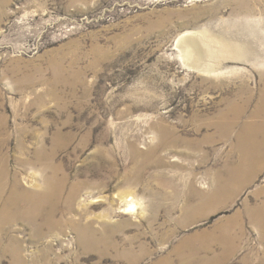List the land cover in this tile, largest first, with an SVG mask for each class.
I'll return each mask as SVG.
<instances>
[{
    "label": "rangeland",
    "instance_id": "obj_1",
    "mask_svg": "<svg viewBox=\"0 0 264 264\" xmlns=\"http://www.w3.org/2000/svg\"><path fill=\"white\" fill-rule=\"evenodd\" d=\"M259 112L264 0H0L3 201L65 180L38 237L0 203V264H264Z\"/></svg>",
    "mask_w": 264,
    "mask_h": 264
},
{
    "label": "bare ground",
    "instance_id": "obj_2",
    "mask_svg": "<svg viewBox=\"0 0 264 264\" xmlns=\"http://www.w3.org/2000/svg\"><path fill=\"white\" fill-rule=\"evenodd\" d=\"M263 114L264 112H259L257 113L255 118H260ZM240 117H241V114L238 113L233 118L232 121H230L228 124L225 125L224 129L226 130L227 133H230L232 128L238 124ZM255 131H256V134H255ZM242 134L243 135L241 137V141H242V146H241L242 147L241 148L242 149V158H241L242 163L241 165L243 168L245 167L246 172L240 176H239L240 173H237V172L234 173L232 175L233 180L244 179L246 175L252 176L257 171L259 166L262 164L263 157H264L263 155L261 156L257 154L258 153L257 150L259 149L258 148L259 143L255 137L256 135L263 134L261 129L259 127L257 128V127H253L252 125H248L245 127L244 132H242ZM254 155L257 157V159L253 158ZM37 157H38L37 160L39 161L41 159L40 155H37ZM2 182H0V203L4 202L3 199L5 198V195H7L6 192L9 190L8 185ZM18 185H19V182H17L16 180L15 184L11 188L9 198L3 203V208L1 211V222L16 223L21 220L26 221L27 223H29L31 226L34 227L35 229L34 237H38L40 233L42 232V228L40 224H37V220L41 216V213L43 212V210L46 209L48 206H50L53 203L54 199H57V197L62 195L63 188L65 186V180L59 179L56 171L53 170L51 175L46 177L44 181V187L41 191L37 189H32V190L20 189ZM37 185L38 184H35L34 187L36 188ZM229 191H230L229 189H225L223 193L228 194ZM76 193L78 194V191L76 190V188L75 187L72 188L71 193H70L71 200L74 199ZM22 203L25 204V209L23 210V212L21 210L19 211V207L22 205ZM50 208L52 209V207ZM261 211L262 213H260V216L263 218L264 209H261ZM53 218H54V215L53 214L50 215V218L48 220L49 228H51L53 225V221H54ZM257 222H258V225H260L262 229H264V219L259 218L257 219ZM85 229L86 231L87 230L89 231L88 226ZM0 247H1V242H0ZM20 248L15 247L14 249V252L16 253L17 257L20 256Z\"/></svg>",
    "mask_w": 264,
    "mask_h": 264
}]
</instances>
